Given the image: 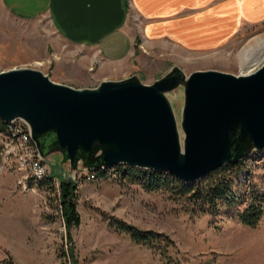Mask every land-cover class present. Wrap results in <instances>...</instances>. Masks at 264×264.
Masks as SVG:
<instances>
[{
	"label": "rangeland",
	"instance_id": "rangeland-1",
	"mask_svg": "<svg viewBox=\"0 0 264 264\" xmlns=\"http://www.w3.org/2000/svg\"><path fill=\"white\" fill-rule=\"evenodd\" d=\"M136 16L130 11L127 17L128 28L135 35L133 72L126 74L128 69L124 68L121 75L117 67L99 69L97 51L84 57L77 45L59 36L49 18H16L0 4V72L31 68L58 83L93 88L103 80H122L133 74L150 85L172 66L187 76L209 70L240 75L246 72L239 57L250 45L255 49L252 58L260 57L251 71L264 63V47L257 51L256 43L264 38V22H232L223 39L212 40L202 31L189 52L170 41L147 47L141 38L144 23ZM244 160L234 190L248 193L263 189L264 149ZM44 163L55 175L57 193L33 184L23 192L16 172L0 171V260L5 263L165 264L162 250H168L166 256L180 264H264V215L255 227H247L232 216V209L222 207L213 214L202 213L165 189L147 191L141 179L130 180L123 174L124 169L108 168L106 175L89 180L93 170L81 165L73 172L58 158ZM59 179L77 183L80 223L71 227L69 234L57 200ZM112 219L165 235L170 243L167 249L164 242L161 246L136 243L111 226Z\"/></svg>",
	"mask_w": 264,
	"mask_h": 264
},
{
	"label": "water",
	"instance_id": "water-1",
	"mask_svg": "<svg viewBox=\"0 0 264 264\" xmlns=\"http://www.w3.org/2000/svg\"><path fill=\"white\" fill-rule=\"evenodd\" d=\"M16 119L44 162L128 165L189 184L264 149V63L236 76L172 66L150 85L133 74L93 88L13 68L0 72V121Z\"/></svg>",
	"mask_w": 264,
	"mask_h": 264
},
{
	"label": "crops",
	"instance_id": "crops-1",
	"mask_svg": "<svg viewBox=\"0 0 264 264\" xmlns=\"http://www.w3.org/2000/svg\"><path fill=\"white\" fill-rule=\"evenodd\" d=\"M0 4L16 18H49L59 36L77 45L84 57L97 51L99 69L117 67L121 75L124 68L126 74L133 72L136 59L135 35L127 24L130 11L144 23L141 38L147 47L170 41L189 52L202 31L212 40L223 39L232 22H264V0H0Z\"/></svg>",
	"mask_w": 264,
	"mask_h": 264
},
{
	"label": "trees",
	"instance_id": "trees-1",
	"mask_svg": "<svg viewBox=\"0 0 264 264\" xmlns=\"http://www.w3.org/2000/svg\"><path fill=\"white\" fill-rule=\"evenodd\" d=\"M3 124L0 121V128ZM244 163L245 160L237 164L223 166L189 184L167 173L155 170L139 169L128 165L115 166V168L124 169L123 174L132 181L141 179V184L147 191L165 189L176 199L183 198L188 205L197 208L202 213L213 214L221 210L222 207L226 211L232 209L234 212L232 216L238 218L241 224L247 227H255L264 215V188L260 190L251 188V192L249 191L248 193H240L234 190V183ZM108 170L90 171L89 173L94 177L104 176ZM54 177L55 175L50 172L37 181V185L40 188L46 187L47 190L57 193ZM58 189L57 200L61 210V218H63L67 234H69V229L78 226L80 223V216L77 210V183L69 179H59ZM110 225L117 231L128 234L131 240L136 243L161 246V243L164 242V249H167L168 243H170V240L165 235L152 231H142L116 219H112ZM166 251L168 250H162V256L167 261L165 264H180L171 256H166ZM70 255L72 256L71 250ZM73 261L74 259L72 258ZM0 264L8 263H5V260H0Z\"/></svg>",
	"mask_w": 264,
	"mask_h": 264
},
{
	"label": "built area",
	"instance_id": "built-area-1",
	"mask_svg": "<svg viewBox=\"0 0 264 264\" xmlns=\"http://www.w3.org/2000/svg\"><path fill=\"white\" fill-rule=\"evenodd\" d=\"M4 170L18 174L17 184L23 192L50 173L30 138L26 123L21 119L4 123L0 128V171ZM87 178L90 180L94 176L91 174Z\"/></svg>",
	"mask_w": 264,
	"mask_h": 264
},
{
	"label": "bare ground",
	"instance_id": "bare-ground-1",
	"mask_svg": "<svg viewBox=\"0 0 264 264\" xmlns=\"http://www.w3.org/2000/svg\"><path fill=\"white\" fill-rule=\"evenodd\" d=\"M256 43L259 44L258 50H257V51H259L260 49H262V47H264V38H262L260 40H256ZM253 46L254 45L248 46V48H246L242 52V54H240V57H239V63L241 66H244L243 68H244L246 73L251 72V70L254 68V66H256L260 62V57L259 58L255 57L254 59L252 58L253 57L252 52L253 51L255 52V49ZM258 53L260 55V52H258ZM262 56L264 57V53ZM179 94H182V93H179Z\"/></svg>",
	"mask_w": 264,
	"mask_h": 264
}]
</instances>
